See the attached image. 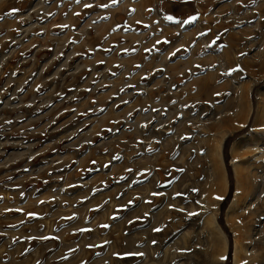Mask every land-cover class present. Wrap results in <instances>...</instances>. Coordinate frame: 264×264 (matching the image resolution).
Returning <instances> with one entry per match:
<instances>
[{"label": "rangeland", "instance_id": "obj_1", "mask_svg": "<svg viewBox=\"0 0 264 264\" xmlns=\"http://www.w3.org/2000/svg\"><path fill=\"white\" fill-rule=\"evenodd\" d=\"M0 17V264H264V0H0Z\"/></svg>", "mask_w": 264, "mask_h": 264}, {"label": "snow or ice", "instance_id": "obj_2", "mask_svg": "<svg viewBox=\"0 0 264 264\" xmlns=\"http://www.w3.org/2000/svg\"><path fill=\"white\" fill-rule=\"evenodd\" d=\"M77 2H79V0H77ZM118 3V0H111V4L112 5H114V4H117ZM111 5H103L102 7H104V8H108V7H110ZM91 7H93V5H91V4H85V8H91ZM155 9H149V11H154ZM18 10L17 9H13V10H11V12L9 13V14H15V12H17ZM131 11H133L134 12V10H131ZM77 15H79L78 13H77ZM198 17L194 14L193 15V17H191V18H189L186 22L187 23H191V22H193L195 19H197ZM0 19H3V17H0ZM102 19H109V17H103ZM168 19L169 20H171L172 19V17L171 16H168ZM139 23V22H138ZM156 23H159V21H157ZM62 27H68L67 25H65V26H62ZM126 26L125 25H118V26H116V28L114 29V31H119V30H121V28H125ZM145 27H150V26H145ZM208 33L207 32H205V33H200V34H198L199 36H205V35H207ZM160 43H171V41H168L166 38H165V40L163 41V42H161V41H157V44H160ZM215 44V41H213L210 45H209V47H211V46H213ZM183 50H187V49H183ZM106 51H111V49H109V50H106ZM128 51L129 50H122V52L124 53V54H127L128 53ZM133 51H135V49H133ZM146 51V53L147 54H151V52L152 51H159V49L156 47V46H154L153 47V49H146L145 50ZM180 51H182V49H176V51L175 52H173L172 54H171V56H170V59H171V57L172 56H175L176 55V53L177 52H180ZM99 63H103V61H101V62H99ZM137 68H140V67H142V65H137L136 66ZM197 68H200L201 66L200 65H197L196 66ZM236 70H239V69H236ZM155 71H162V70H160V69H157V70H155ZM190 74H191V72H190ZM112 75H115V73H113ZM147 77H145V79H146ZM124 103H128L127 101H125ZM147 111V110H146ZM139 143H142V141L141 142H139ZM114 159H119V157H114ZM93 163H95V162H93ZM106 167H107V165H106ZM126 171H129V172H132V171H134L133 169H127ZM159 193H153V195H158ZM217 199H219V197H216ZM130 204L131 203H133L132 201H130L129 202ZM94 210H96V211H98L99 210V207L97 208V209H94ZM28 215H35V214H28ZM73 218H75V217H73ZM113 219H115L116 217L114 216V217H112ZM101 227H110V225H101ZM85 230H88V231H90V229H82L81 231H85ZM154 231H160V229H154ZM153 243H155V241H153ZM88 247H92V245H89ZM117 255H119V254H117ZM142 255V254H141Z\"/></svg>", "mask_w": 264, "mask_h": 264}, {"label": "trees", "instance_id": "obj_3", "mask_svg": "<svg viewBox=\"0 0 264 264\" xmlns=\"http://www.w3.org/2000/svg\"><path fill=\"white\" fill-rule=\"evenodd\" d=\"M239 133L234 134L233 136H229L226 140V146L224 148V156H225V161L227 164V168H228V174H229V180H230V188H229V193L228 196L226 198L227 201H229L232 196L233 193L235 191V179H234V174H233V170L232 167L229 163L230 161V156H229V149H230V144L231 142L234 140V137H236ZM226 207V206H225ZM224 224V223H223ZM229 238H230V250H229V255H228V262H231L232 260V248H233V239H232V235L230 233V231L228 230V228H226Z\"/></svg>", "mask_w": 264, "mask_h": 264}, {"label": "bare ground", "instance_id": "obj_4", "mask_svg": "<svg viewBox=\"0 0 264 264\" xmlns=\"http://www.w3.org/2000/svg\"><path fill=\"white\" fill-rule=\"evenodd\" d=\"M221 180H222V183H223L224 187L226 188V186H227V180H226L225 175L223 176V178H221ZM219 190H220V185L219 184L215 185V187H213L211 189V195H213V197H215V198L216 197H219L220 198ZM219 235H220L221 241H220V243H217V247L220 250V256L223 259H225V257H226V251H227L226 235H225L224 231L221 230V229H220ZM238 249L239 248L236 245V249L234 251L235 259H237V257H238Z\"/></svg>", "mask_w": 264, "mask_h": 264}]
</instances>
